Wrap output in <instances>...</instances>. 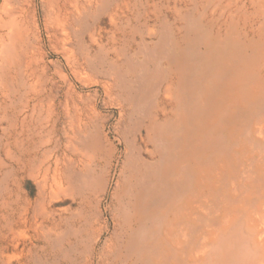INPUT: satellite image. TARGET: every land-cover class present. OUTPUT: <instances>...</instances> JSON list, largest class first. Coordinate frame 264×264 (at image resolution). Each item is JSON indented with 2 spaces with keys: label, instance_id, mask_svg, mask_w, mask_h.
<instances>
[{
  "label": "rangeland",
  "instance_id": "374dc122",
  "mask_svg": "<svg viewBox=\"0 0 264 264\" xmlns=\"http://www.w3.org/2000/svg\"><path fill=\"white\" fill-rule=\"evenodd\" d=\"M56 1L0 0V25L18 15L27 2H32L37 25L30 38L36 50L31 49L35 65L12 73L5 83L0 75V180L7 176L12 189L23 188L20 201L29 217L40 194L37 185L27 182L35 183L31 173L40 174L51 160L52 173L61 157L60 163L69 162L76 172L91 166L100 178V188L72 193L65 179L64 191L55 203L46 204L52 215L40 219L58 234L53 240L41 237L35 247L27 240V254L31 249L36 259L25 262L137 264L126 249L131 234L142 223L140 217L130 223L123 218L130 211L124 204L127 193L137 189L147 162L162 161L166 180L162 191L152 190L154 199L147 205L151 219L162 213L157 206L161 209L182 195L185 170L194 176V192L202 185L205 192L214 189L202 184L206 170L196 162L215 154L217 143L201 153L198 140L208 131L216 140L223 121L232 129L231 116L218 121L217 111L239 101L237 89L233 91L227 83L237 80L232 78L235 72L212 73L209 53L213 43L216 48L221 31L232 34L228 39L232 54L244 48L249 57L256 54L259 58L264 51L253 41L264 30V18L259 14L264 0H94L80 12L83 0L76 7L73 0ZM54 4V15H59L57 30L51 24ZM37 46L43 47L41 54ZM148 49L155 57L147 56ZM135 59L144 61L140 71ZM116 68L119 73L114 72ZM243 71L242 76L257 72L249 66ZM127 79L140 87L137 101L131 99ZM200 105L205 107L204 125L198 116ZM78 118L88 137L72 143L69 134L73 135ZM241 118L239 115L236 126ZM224 136L231 142L230 130ZM80 227L79 238L69 234ZM61 232L66 234L63 246L55 241ZM90 236L96 241L92 249L84 242ZM108 246L113 247L110 252ZM72 247L76 249L71 251Z\"/></svg>",
  "mask_w": 264,
  "mask_h": 264
},
{
  "label": "bare ground",
  "instance_id": "6f19581e",
  "mask_svg": "<svg viewBox=\"0 0 264 264\" xmlns=\"http://www.w3.org/2000/svg\"><path fill=\"white\" fill-rule=\"evenodd\" d=\"M93 1L83 0L82 7L77 11L85 10ZM58 2L59 0L55 4ZM79 2L80 0H73L74 6H78ZM55 4L52 8L51 24L57 30L60 24L59 15H54ZM5 7L7 9L8 5ZM259 14L264 18V8ZM2 22L0 75L5 83L6 80L12 79V73L17 75L23 72L24 67L29 69L35 65L31 49L34 53L36 50L30 38L36 34L37 25L32 2L23 4L18 15H14L11 20L5 19ZM231 35L220 31L216 48L213 43L209 58L213 62L212 73L222 76L229 69L235 72L232 78L236 77L237 80L227 83H230L229 88L233 91L237 89L239 102H229L225 109L219 108L217 111L218 121L231 116L234 125L230 129L224 126L223 121L219 125L221 132L217 134L216 140H213L214 137L209 131L204 132L206 134L200 138V142L198 140L201 153L207 150L209 144L217 143V149L213 150L215 154H209L207 158L202 156L196 162L198 168L206 170L205 178L202 179L204 182L201 183L214 189L205 192L202 185L201 189L194 192V176L191 171L185 170L182 195L173 197L161 209L157 206V212L161 211L163 214H156L154 219H151L147 205L154 199V195L151 196L152 190L162 191L166 177L163 161L156 164L147 162L145 175L139 179L137 189L132 188L127 193L128 202L124 204L130 211L128 214L123 213L127 223L134 217H140L142 223L131 234L126 249L128 253H133L136 261L138 260L137 264H264V30L258 34V40L253 41L261 46L263 53L259 58H256V54L249 57L243 52L244 48L232 54L228 40ZM237 41L239 43V38ZM42 50L43 47L37 46L39 54ZM148 51L150 54L147 56L155 57L153 50ZM216 59L218 64H215ZM135 62L140 71L144 61L135 59ZM246 66L257 72L254 75L242 76L245 75L243 68ZM114 72L119 73L117 68ZM214 82L216 91L218 79ZM125 83L126 88L130 90L131 99L137 101L141 95L140 87L128 79ZM209 88L210 94H213V86L210 85ZM204 110L205 107L200 105L198 116L203 125L206 123ZM239 115L242 118L236 126ZM77 121L73 125V135L71 132L69 134L72 143H82L88 137L87 128L80 125L79 118ZM227 129L231 131V142L224 136ZM73 149L77 151L79 147ZM62 159L63 157L56 161L58 165L54 173L52 160L47 163L45 169H41L40 174L31 173V179H34L35 183L32 180L27 183L37 185L40 194L39 201L32 204V217H29L26 206L20 201L24 194L20 184V190L17 191L10 187L9 177L4 176L0 180V264H27L25 261L36 259L31 249L27 254V240H31L35 247L41 237L49 240L55 238L56 228L44 226L40 219L44 215H52L48 212L46 204L55 203L61 191H64L62 182L65 179L69 183L68 191L74 190L83 194L90 189L94 192L99 190L100 178L97 179L95 169L88 166L84 171L76 172L74 166L68 165L69 162L65 165L60 163ZM63 167L66 168L65 173ZM15 184L17 185L16 182ZM149 222L152 225H149ZM94 226L95 223L92 228ZM103 229L105 227L99 231L97 239L102 236ZM82 231L81 227L74 228L69 234L79 238ZM90 232L94 233L92 230ZM65 235L62 232L59 234L55 240L57 244L63 246ZM92 238L90 236L84 241L91 249L96 242L91 240ZM111 248L113 249L108 246L107 252H110ZM75 249L72 247L71 251ZM26 255L29 256L27 260Z\"/></svg>",
  "mask_w": 264,
  "mask_h": 264
}]
</instances>
